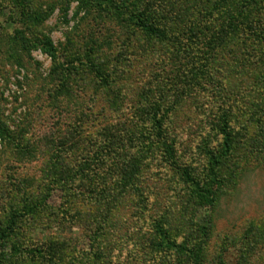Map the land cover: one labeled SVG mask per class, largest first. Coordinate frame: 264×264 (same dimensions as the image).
Wrapping results in <instances>:
<instances>
[{
	"label": "rangeland",
	"instance_id": "374dc122",
	"mask_svg": "<svg viewBox=\"0 0 264 264\" xmlns=\"http://www.w3.org/2000/svg\"><path fill=\"white\" fill-rule=\"evenodd\" d=\"M163 1L168 6L176 1V13L198 5L197 14L191 9L192 21H182L187 25L181 36L185 44L215 46L222 25H245L234 17L238 8H251L253 25L264 26V0ZM84 2L82 8L78 0H0V264H193L188 252L164 247L154 232L155 221L184 249L201 247L195 239L203 226L207 246L197 255L200 264H264V243L252 245L250 238L252 231H264V157L246 147L255 135L246 108L264 97V42L247 29L230 34L229 45L218 50L226 70L213 66L227 84L210 92L226 96L236 141L219 168L222 185L213 206L190 196L179 174L160 163L143 173L142 204L137 196H125L123 204L102 212L89 195L82 196L91 180L77 174L69 182L55 173L60 166L75 172V162L87 157L86 150L77 155L72 149L75 141L69 139L81 130L88 148L96 146V134L107 120L152 107L169 96L168 89L173 96L181 95V89L173 90L175 84L170 86V78L177 74L181 81L183 72L169 71L168 43L116 18L105 5L88 1L85 8ZM90 38L112 62L128 60L117 91L99 86L89 70L74 75V53H87ZM47 41L53 57L45 51ZM214 53L199 48L195 57L200 59L194 61L210 67ZM114 92L122 98L117 117L107 105ZM204 93L175 96L173 102L177 106L169 128L176 135L177 155L185 161L203 150L204 141L216 146L220 140L209 123L213 118H208L212 98L198 99ZM159 102L165 106V101ZM230 107L244 108V114ZM66 140V147H61ZM190 163L195 176H201L205 159ZM107 168L101 167L95 184L112 183Z\"/></svg>",
	"mask_w": 264,
	"mask_h": 264
},
{
	"label": "trees",
	"instance_id": "16d2710c",
	"mask_svg": "<svg viewBox=\"0 0 264 264\" xmlns=\"http://www.w3.org/2000/svg\"><path fill=\"white\" fill-rule=\"evenodd\" d=\"M78 1L82 8L83 1H85L84 7L88 1H93L97 5H105L107 9L116 15V18L128 21L130 24L141 29L146 35L155 37L161 42L168 43L170 46V56H168V60L170 61L169 71L177 73L183 72L182 76H180L181 81L177 74L170 78V86L173 87L172 84H175L173 90L178 88L182 91L181 95L175 96L182 99V97H191L195 92L205 91L212 98L210 104H207L208 118H213V122L209 123H211V129L215 132V135L217 134L219 136L220 140L216 146H210L204 141L205 139H202L200 140V144L204 141L203 150L200 149L198 152L192 153L186 161L178 157L176 135L174 133L172 134L169 128L173 115L172 112L177 105L175 106L173 104L175 101L173 94L175 92H171L168 89L169 96L159 98V100L165 101V106L158 100L150 108L145 109V107H141L139 112L136 109L133 112L130 110L127 113L129 116H120L119 118L107 120L106 125L101 127L96 134L100 139V142L96 146L88 148L90 145L82 138L81 130H79L75 134L77 138L72 137L69 139V142L72 143L75 141L72 144V149L74 151L77 150V155L78 153L82 155L84 150H86L87 157L79 163L75 162L77 164L75 172L62 168L61 166L56 172L53 170L57 174L58 179H69V182H72L77 174H80L84 176V179L88 178L91 180L92 183L88 185L89 191L82 196L86 198V195H89L93 206L97 210L101 208V211L104 212V210H109L112 206L115 208L123 204V200L121 199L125 196H137L138 201H141L140 204H142L144 200L142 192H144L146 186L144 183L146 178L143 176V173L151 167L162 163L179 174L182 182L189 188L190 196H194L200 203L205 202L213 206L216 202V189L222 185V182L219 180V168L230 158L236 143L232 131L233 113L229 110V107L225 106L224 101L226 96H214V93L210 92L219 84L225 85V87L227 84L225 77L222 80L219 79L218 75L213 71V66L220 67L224 71L226 70L227 62L222 61L224 57H218V50L225 49L229 45L230 41L227 38L230 34L243 33L247 29L248 31H252L257 39L264 42V26L262 27L261 23H258L257 26L253 25L251 21V8L244 9L242 12L240 11L241 8H238L237 11L239 12L234 17L243 20L245 25L237 22H233L227 26L222 25L220 31H217L219 36L221 35L222 37L219 38L218 43H215V46H211L209 42H199L195 46L194 44H185L182 40L181 36L185 35V33H182L185 31L183 29L187 28V25L182 21L191 22L193 15L191 9L195 11L194 14H197L198 5H188L176 13V1L170 4L172 5L171 7L163 0H156L157 3L155 2V5L145 0ZM253 2L256 1L254 0ZM154 6H156V9L153 8ZM96 43V40L90 38L86 46L87 53H74V58L76 56L78 66L74 67L75 63L71 64L73 73L74 75H78L80 71L89 70L99 79V86L117 91L119 89L118 82L121 78L122 66L128 64V60L125 62H112L108 54L106 55L105 52L100 53V45H96ZM45 47V51L53 57L54 49L51 43L48 41L45 42ZM199 48L204 51L206 50L207 53H212L215 50L210 61H208L210 62V67L208 63H202L200 60L194 61V59H200L195 57V52ZM158 81H161V79ZM261 81L263 80H259V83ZM197 94L193 95L196 96ZM207 95L205 93L199 95L198 99L208 97ZM121 99L119 94L114 92L107 100V105L110 108L108 110L115 114L116 117L122 113L120 110ZM170 102L171 104L168 105ZM167 105L168 107H166ZM230 109L237 110L242 115L244 114V108L237 109L236 107L233 109L230 107ZM246 109V115H251L250 118L253 119L252 122L254 123L253 126L255 129V135H252L246 141V147H250V150L264 157V97L252 105L249 104ZM138 113H140L139 116ZM66 143L67 140L61 144V147L65 148ZM201 156L205 159L206 165L203 168L201 176L197 177L192 172L191 167H193V164L190 162H196V159L201 158ZM58 162L59 160L54 161L53 166ZM50 163L52 164L51 161ZM63 165L67 167L70 164L63 163ZM104 165L108 166L107 172L110 175L108 179L112 180V183H109V185L95 184L96 176H99L98 172ZM153 227L155 234L163 240V245L166 249L174 251L184 250L190 255L189 259H193V264L201 263V258L197 257V255H201L207 246V232L204 231L203 226L201 227V231H199V237L195 239L201 247L197 248L194 245V247L187 249H184L182 244L169 238L160 221H155ZM1 229L2 222L0 221ZM4 229L8 228L5 227ZM252 232L250 238L253 240L258 239L257 241L251 239L252 245L258 244L257 242L264 243V231L258 234L254 231Z\"/></svg>",
	"mask_w": 264,
	"mask_h": 264
}]
</instances>
